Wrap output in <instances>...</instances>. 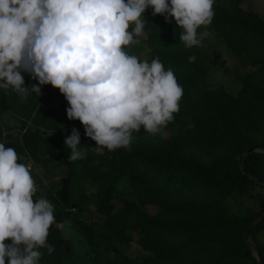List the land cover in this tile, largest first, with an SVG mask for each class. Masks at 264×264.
<instances>
[{
	"label": "trees",
	"instance_id": "1",
	"mask_svg": "<svg viewBox=\"0 0 264 264\" xmlns=\"http://www.w3.org/2000/svg\"><path fill=\"white\" fill-rule=\"evenodd\" d=\"M246 2L216 0L212 23L198 29L201 42V33L214 34L251 66L239 76L237 95L211 89L199 46L185 47L174 19L166 22L146 9L144 34L128 51L147 48L184 91L174 120L154 136L141 128L128 149L95 145L79 120L67 118L65 97L45 95L50 84L30 94L17 113L0 96V141L28 162L69 170L45 196L54 205L48 235L54 251L42 250L40 264H261L253 247L264 261V216L252 229V244L246 241L264 213V192L254 213L234 214L228 203L264 190V16ZM26 79L29 88L37 83ZM13 112L23 121L22 133L4 135L10 131L4 116ZM72 127L81 133L84 158L70 162L64 139ZM92 212L105 221L82 219ZM66 222L68 229L59 227ZM135 239L146 252L141 260L123 249Z\"/></svg>",
	"mask_w": 264,
	"mask_h": 264
},
{
	"label": "clouds",
	"instance_id": "2",
	"mask_svg": "<svg viewBox=\"0 0 264 264\" xmlns=\"http://www.w3.org/2000/svg\"><path fill=\"white\" fill-rule=\"evenodd\" d=\"M216 0H0V91L21 99L58 88L69 120L108 151L128 149L141 128L157 135L180 110L183 87L162 62L128 51L144 34L151 7L181 29L185 47L199 46L198 29L212 23ZM28 73L37 81L25 85ZM68 160L84 158L81 133L72 127ZM0 141V264H40L48 254L54 205L37 196L31 162H20ZM10 241V242H6Z\"/></svg>",
	"mask_w": 264,
	"mask_h": 264
},
{
	"label": "rangeland",
	"instance_id": "3",
	"mask_svg": "<svg viewBox=\"0 0 264 264\" xmlns=\"http://www.w3.org/2000/svg\"><path fill=\"white\" fill-rule=\"evenodd\" d=\"M246 3L262 16H264V0H247ZM201 34L204 39L199 45V58L204 61L207 80L211 89L216 90L219 88H224L229 93L237 95L241 88L239 76L244 74V72L251 71V66L248 65L246 59L243 56L236 55L223 42H220L214 34H208L206 32ZM135 55L140 59H146L148 61L153 59L148 55L147 48L140 49ZM22 74L24 75L26 85V78H29V74ZM45 95L51 96L52 99L56 101L64 99V95L60 93L59 89L52 87V85L49 86V89L46 91ZM0 96L5 97L10 102H13V111L16 113L17 107H22L26 102V99H21L15 92L12 91H8L6 94L0 91ZM14 112L7 113L4 116L5 124L8 128H10V131L4 130V135H6L8 132L14 135L17 133H22L20 127L23 125V121L19 116H17V114H14ZM28 124H31V122L28 121L27 125ZM262 125L264 126V122ZM31 163L33 166L32 174L36 180L38 188L37 195L42 198H46V195L52 194L54 189L59 186L61 179L66 177L69 172L65 165L55 164L54 166L46 168L42 164H37L35 162ZM87 189L88 193L94 192V190L89 186H87ZM263 192V189L256 188L253 191L254 196L251 198L244 195H235L230 197L228 199L230 211L234 214H247L256 212L258 210V193ZM82 219L94 224H100L104 222L106 218L102 215L92 212L82 214ZM69 226L70 222L59 225V227H65L67 229ZM123 249L127 255L136 260H141L146 256V252L136 242V239L131 244L124 246ZM254 253L255 256H257L255 250Z\"/></svg>",
	"mask_w": 264,
	"mask_h": 264
},
{
	"label": "water",
	"instance_id": "4",
	"mask_svg": "<svg viewBox=\"0 0 264 264\" xmlns=\"http://www.w3.org/2000/svg\"><path fill=\"white\" fill-rule=\"evenodd\" d=\"M251 152V150L245 152L242 156H241V164H243V158H244V155ZM244 172L246 173L245 169H244ZM264 216V213H262L253 223L252 225L250 226L248 232H247V235H246V241L249 242V239H250V235H251V232H252V229L254 228V226L261 220V218ZM254 250L256 251L257 253V259L260 261L261 264H264V261H263V258L261 257L258 249L256 247H253Z\"/></svg>",
	"mask_w": 264,
	"mask_h": 264
},
{
	"label": "built area",
	"instance_id": "5",
	"mask_svg": "<svg viewBox=\"0 0 264 264\" xmlns=\"http://www.w3.org/2000/svg\"><path fill=\"white\" fill-rule=\"evenodd\" d=\"M5 134V133H4ZM21 157V161L20 162H23V163H28V161L26 160V158L24 156H20Z\"/></svg>",
	"mask_w": 264,
	"mask_h": 264
}]
</instances>
